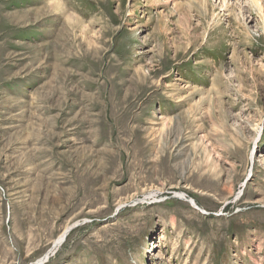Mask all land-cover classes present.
Masks as SVG:
<instances>
[{
    "label": "rangeland",
    "instance_id": "obj_1",
    "mask_svg": "<svg viewBox=\"0 0 264 264\" xmlns=\"http://www.w3.org/2000/svg\"><path fill=\"white\" fill-rule=\"evenodd\" d=\"M257 1L0 0V264H264Z\"/></svg>",
    "mask_w": 264,
    "mask_h": 264
},
{
    "label": "bare ground",
    "instance_id": "obj_2",
    "mask_svg": "<svg viewBox=\"0 0 264 264\" xmlns=\"http://www.w3.org/2000/svg\"><path fill=\"white\" fill-rule=\"evenodd\" d=\"M251 2V4H253L254 6H256L258 8L259 11H261V7L260 4H258L257 0H249ZM228 6L226 0H221V7L226 8ZM228 8V7H227ZM66 233V232H65ZM65 235V234H64ZM63 236V234H61V237ZM60 240V236L58 238V240H56L55 242H58ZM54 242V243H55ZM56 244V243H55Z\"/></svg>",
    "mask_w": 264,
    "mask_h": 264
},
{
    "label": "water",
    "instance_id": "obj_3",
    "mask_svg": "<svg viewBox=\"0 0 264 264\" xmlns=\"http://www.w3.org/2000/svg\"><path fill=\"white\" fill-rule=\"evenodd\" d=\"M66 233H67V231H66ZM66 233H65V235H66ZM65 235H64V236H65ZM63 238H64V237H63ZM62 240H63V239H62ZM62 240H61V241H62ZM61 241H60V242H61ZM60 242H58V243L54 244V245L52 246V248H54L55 246L59 245V244H60ZM52 248H51V249H52Z\"/></svg>",
    "mask_w": 264,
    "mask_h": 264
}]
</instances>
